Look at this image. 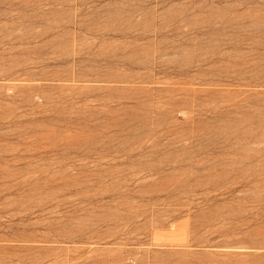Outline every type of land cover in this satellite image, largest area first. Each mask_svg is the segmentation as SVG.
Segmentation results:
<instances>
[{"label":"rangeland","instance_id":"rangeland-1","mask_svg":"<svg viewBox=\"0 0 264 264\" xmlns=\"http://www.w3.org/2000/svg\"><path fill=\"white\" fill-rule=\"evenodd\" d=\"M0 264H264V0H0Z\"/></svg>","mask_w":264,"mask_h":264}]
</instances>
